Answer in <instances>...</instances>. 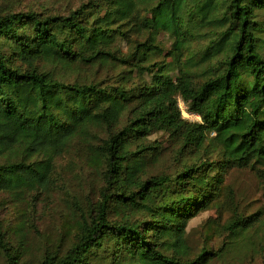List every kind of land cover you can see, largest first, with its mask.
Wrapping results in <instances>:
<instances>
[{
  "label": "trees",
  "instance_id": "trees-1",
  "mask_svg": "<svg viewBox=\"0 0 264 264\" xmlns=\"http://www.w3.org/2000/svg\"><path fill=\"white\" fill-rule=\"evenodd\" d=\"M160 33L174 40L167 64L153 61ZM72 150L103 184L70 228L71 246L45 245L29 262L26 237L39 231L13 227L0 205V264H98L102 254L114 264H210L232 244L261 254L264 222L240 211L196 256L188 228L226 209L233 169L255 171L264 192V0L39 1L0 11V195L49 189ZM224 233L218 250L209 246Z\"/></svg>",
  "mask_w": 264,
  "mask_h": 264
},
{
  "label": "rangeland",
  "instance_id": "rangeland-1",
  "mask_svg": "<svg viewBox=\"0 0 264 264\" xmlns=\"http://www.w3.org/2000/svg\"><path fill=\"white\" fill-rule=\"evenodd\" d=\"M39 1L50 4L62 2L64 4L69 0H5L0 2V11L14 5H36ZM157 42L161 52L154 56L153 61L162 64L170 63L173 59L174 40L167 33H160L157 36ZM192 47L194 50H198L200 45L193 43ZM130 48L129 42H122L121 50L124 53H127ZM112 71L115 73L114 69H111V73ZM171 75L175 77L177 73L172 72ZM104 76L105 72L99 74L100 78ZM181 108L185 118L191 121H200L198 116L189 114L182 103ZM155 140L161 141L162 139L160 136L152 137V141ZM102 184V178L95 167L87 164L84 151L72 150L70 154L58 160L57 172L49 189L35 193V197H27L26 200L14 195H0L3 213L13 224V227L28 221L29 226L34 225L39 231L37 233L31 229L26 237V243L31 251L29 262L39 258L43 250L42 247L45 245H51V243L59 242L62 239L66 249L71 246L70 228L81 219V215L87 213L93 201L99 200ZM225 184L230 186L233 191L229 197L223 198V201L226 202V209L222 213H219L217 208L204 211L189 224L190 242L195 256L206 243L205 237L207 234L210 235V230L212 228L220 230L221 225L228 218L233 217L235 211H240L247 217L251 216L252 219L259 220V223L264 222L263 182L255 171L233 169L227 174ZM225 236L226 233L222 236L214 234L211 242L208 241L209 246L218 250L222 241L225 240ZM228 250L229 252L222 258H217L210 264H264V245L261 254L248 253L249 248H247L248 254L245 255V250L235 244L230 245ZM114 263L108 254H102L98 261V264ZM124 264L138 263L126 262Z\"/></svg>",
  "mask_w": 264,
  "mask_h": 264
}]
</instances>
